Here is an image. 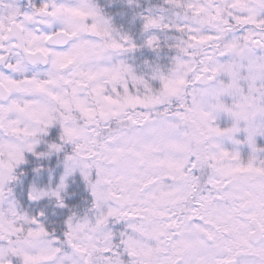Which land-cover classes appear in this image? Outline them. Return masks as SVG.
Listing matches in <instances>:
<instances>
[{
  "label": "snow or ice",
  "instance_id": "snow-or-ice-1",
  "mask_svg": "<svg viewBox=\"0 0 264 264\" xmlns=\"http://www.w3.org/2000/svg\"><path fill=\"white\" fill-rule=\"evenodd\" d=\"M0 264H264V0H0Z\"/></svg>",
  "mask_w": 264,
  "mask_h": 264
}]
</instances>
